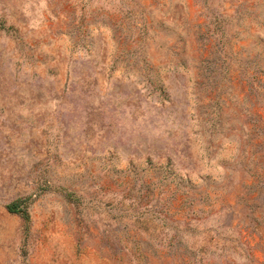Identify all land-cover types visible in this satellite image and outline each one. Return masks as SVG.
<instances>
[{
  "label": "rangeland",
  "instance_id": "1",
  "mask_svg": "<svg viewBox=\"0 0 264 264\" xmlns=\"http://www.w3.org/2000/svg\"><path fill=\"white\" fill-rule=\"evenodd\" d=\"M0 264H264V0H0Z\"/></svg>",
  "mask_w": 264,
  "mask_h": 264
},
{
  "label": "trees",
  "instance_id": "2",
  "mask_svg": "<svg viewBox=\"0 0 264 264\" xmlns=\"http://www.w3.org/2000/svg\"><path fill=\"white\" fill-rule=\"evenodd\" d=\"M8 211L11 213H17L22 217L25 222L28 221L27 213L24 210H20L17 204H12L10 207H8Z\"/></svg>",
  "mask_w": 264,
  "mask_h": 264
}]
</instances>
